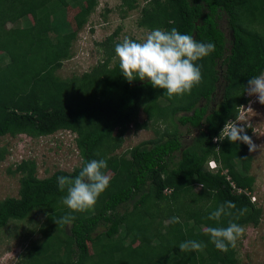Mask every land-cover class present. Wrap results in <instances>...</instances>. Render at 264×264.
<instances>
[{
  "label": "trees",
  "instance_id": "trees-1",
  "mask_svg": "<svg viewBox=\"0 0 264 264\" xmlns=\"http://www.w3.org/2000/svg\"><path fill=\"white\" fill-rule=\"evenodd\" d=\"M139 27L192 35L215 44L197 61L202 82L191 94L169 99L164 89L139 79L129 83L115 62V36L99 43L103 58L80 75L58 74L72 57L79 29L72 27L68 6L78 8L76 23L86 25L98 0H0V141L10 135L76 133L82 164L40 178L37 162L24 159L10 172L20 174L19 195L0 200V230L34 213L44 220L30 234L19 264H241L236 246L218 250L204 227L258 225L262 207L253 202L256 178L247 144L214 140L226 121L236 119L248 80L264 72V0H142ZM141 0H121L122 16ZM227 18L229 36L219 20ZM111 65V67H110ZM222 99L214 103L219 83ZM146 120L139 122L140 112ZM156 126L157 137L117 153L129 127ZM201 129L190 143L178 125ZM165 125L164 129L159 126ZM251 136L252 128L245 127ZM7 149L0 145V160ZM179 159L174 161L175 158ZM104 159L110 185L91 209L71 212L63 205L57 178H75L91 160ZM215 159L217 169L207 163ZM199 186V188H198ZM169 190V193H166ZM232 201V216L219 222L206 217ZM247 208L236 219L238 211ZM75 219L58 226L53 219ZM180 217L182 223H171ZM103 227L105 229L100 230ZM187 240L203 242L202 251L182 252Z\"/></svg>",
  "mask_w": 264,
  "mask_h": 264
},
{
  "label": "rangeland",
  "instance_id": "rangeland-1",
  "mask_svg": "<svg viewBox=\"0 0 264 264\" xmlns=\"http://www.w3.org/2000/svg\"><path fill=\"white\" fill-rule=\"evenodd\" d=\"M120 4L121 0H98L96 10L91 14L88 23L81 28L76 23L78 8L67 7V16L72 22V27L79 29V34L72 47V57L64 60L62 68L58 70L61 77L67 78L90 71L103 58V50L98 44L116 33L119 27L115 41H122L124 37H129L139 42L146 37L150 30L137 25L140 9L145 1L141 0L140 7L129 12L126 17L122 16L124 13H122ZM219 22L221 28L229 36L231 29L227 18L223 17ZM116 60L117 58L113 62ZM222 95L223 85L220 82L214 103L220 101ZM246 96L249 101L241 106L238 117L242 119L237 122L244 127L250 125L252 128L250 137L257 145L255 152L250 151L248 147L247 153L253 158L251 173L256 178L253 195L256 196V203L262 207L263 212L258 225L249 224L244 227L243 235L236 241V248L241 264H264V104H260L255 96L247 93ZM145 120L146 113L141 111L139 122L142 123ZM148 123L147 128L140 129L131 125L117 153L121 154L144 141L156 138L157 125L151 121ZM159 127L164 129L165 125ZM177 127L183 142L193 141L196 135L194 131H189L187 126L181 124ZM76 136V133L70 130H59L41 137H31L26 134L2 137L0 145L7 149V154L3 160H0V200L19 195L21 175L14 174L10 170L15 169L16 165L24 159H33L37 162V174L40 178L48 177L59 169L71 172L76 167H80L82 157L76 144ZM179 157L178 155L174 161ZM108 175L111 176L112 172ZM44 217L42 213H34L31 218L12 221L0 230V264H19L21 254L29 244V237L40 238L39 232L30 235L29 232L37 228ZM102 229L105 228L101 227L100 230Z\"/></svg>",
  "mask_w": 264,
  "mask_h": 264
},
{
  "label": "clouds",
  "instance_id": "clouds-1",
  "mask_svg": "<svg viewBox=\"0 0 264 264\" xmlns=\"http://www.w3.org/2000/svg\"><path fill=\"white\" fill-rule=\"evenodd\" d=\"M215 51V44L197 41L192 35L182 34L176 28L170 31L153 29L149 31L142 41L124 37L115 43V57L119 59V68L124 78L129 82L136 79L148 81L154 88L164 89L169 99L175 96L191 94L192 89L202 82V66L197 61L209 56ZM111 67V65H110ZM246 93L255 96L260 104H264V72L248 80ZM236 121L228 120L214 140L228 139L231 143L242 142L247 144L249 150L255 152L257 145L247 134L246 128ZM248 127L250 125L248 124ZM214 161L216 166H211ZM209 169H217L218 161L210 159ZM104 159L86 162L75 178L60 176L57 186L61 193L62 203L71 212H84L95 206L100 195L110 185L111 177L103 170L107 168ZM169 191V190H166ZM253 194L251 195L252 199ZM253 201V200H252ZM253 202H256L253 201ZM236 204L232 201L221 203L207 217V220L219 222L224 216H232V209ZM247 208L238 211L236 219L247 212ZM75 217L71 214L53 219L58 226L70 224ZM171 223H182L180 217L171 218ZM203 231L210 237V241L221 251H227L229 246L235 247L237 239L243 235V226L229 221L226 227H204ZM206 247L203 242L187 240L179 244L182 252L202 251Z\"/></svg>",
  "mask_w": 264,
  "mask_h": 264
},
{
  "label": "flooded vegetation",
  "instance_id": "flooded-vegetation-1",
  "mask_svg": "<svg viewBox=\"0 0 264 264\" xmlns=\"http://www.w3.org/2000/svg\"><path fill=\"white\" fill-rule=\"evenodd\" d=\"M203 128H201V129H191L190 131H194L195 133H196V135H195V137L196 136H198L199 135V133L201 132V130H202Z\"/></svg>",
  "mask_w": 264,
  "mask_h": 264
},
{
  "label": "built area",
  "instance_id": "built-area-1",
  "mask_svg": "<svg viewBox=\"0 0 264 264\" xmlns=\"http://www.w3.org/2000/svg\"><path fill=\"white\" fill-rule=\"evenodd\" d=\"M233 121H235V120H233ZM210 163H211V166H214V165L216 164L214 161H211ZM215 166H216V165H215ZM252 200H253V201L256 200V196H255V195L252 196Z\"/></svg>",
  "mask_w": 264,
  "mask_h": 264
}]
</instances>
